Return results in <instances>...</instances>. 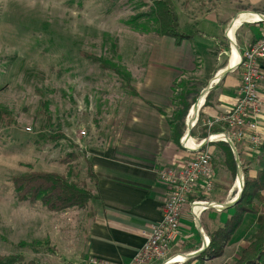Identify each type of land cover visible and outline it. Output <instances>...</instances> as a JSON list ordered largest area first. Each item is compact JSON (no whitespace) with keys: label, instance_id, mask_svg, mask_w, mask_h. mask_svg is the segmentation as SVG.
Segmentation results:
<instances>
[{"label":"rangeland","instance_id":"1","mask_svg":"<svg viewBox=\"0 0 264 264\" xmlns=\"http://www.w3.org/2000/svg\"><path fill=\"white\" fill-rule=\"evenodd\" d=\"M173 2L181 27L195 24L208 9L218 18L226 17L227 20L241 11L264 16V0ZM150 5L148 0H0V255L21 253L25 260L32 259L40 264L77 263L82 253L89 207L51 212L38 201L18 200L10 176L28 168L64 173L65 165L58 159L72 145L84 150L85 145L96 146L99 137L117 131L116 118L130 106L134 96L121 88L112 71L101 69L90 55L113 60L130 73L131 84L136 83L135 79L141 78V71L150 67L151 46L162 44L164 39L154 33V22L146 16ZM134 19L138 24L136 28L131 24ZM261 23L264 19L244 22L245 27L238 35L248 27L260 30ZM198 25L202 26V23L198 22ZM217 36L222 39L221 32ZM209 39L203 38L204 44L198 45L202 52L201 66L196 67L192 75L176 82V87L184 81L195 84L199 91L196 99L202 91L201 86L206 84L207 71L213 70L209 66L210 56L204 51L214 45ZM235 42H239L241 48L237 37ZM223 43L219 57L226 61L230 48L228 40ZM162 80L163 77L159 82ZM41 101L46 102L47 109L44 110ZM48 115L50 125L46 123ZM258 125L264 139V123L259 120ZM41 127L46 130L59 128L65 138L42 140L37 136ZM194 127L191 128L192 138ZM193 141L196 144L201 142ZM245 145L250 154L239 159L242 183L244 167L248 174H256L254 159L258 154V150L251 149L248 143ZM203 149L210 154L214 171L212 189L192 196L205 202L224 204L232 201L238 193L234 188L237 167L233 171L227 158L224 163L229 172L222 176L219 186L215 185L214 158L208 148ZM209 208L203 209L196 218L200 224L193 242L196 247L193 253L204 250L209 244L208 233L221 226L223 220L232 214L224 218L221 211ZM203 211H207L208 217L202 215ZM204 219L207 226L202 224ZM243 224L226 244L221 256L204 260L191 257L182 264L233 263L247 245L242 240H247L251 234L245 235L251 225ZM178 251L174 249L171 253L184 254Z\"/></svg>","mask_w":264,"mask_h":264},{"label":"crops","instance_id":"2","mask_svg":"<svg viewBox=\"0 0 264 264\" xmlns=\"http://www.w3.org/2000/svg\"><path fill=\"white\" fill-rule=\"evenodd\" d=\"M205 13L207 14L202 15L195 22L201 34L185 39L179 45L174 43L173 38L161 36L164 38L162 44L159 42L151 46L148 58L150 67L141 71V78H136V83L133 81L132 87L137 91L138 96L132 98L130 106L122 111L121 116H116L117 131L112 135L106 134L99 137L100 141L96 146L87 144L83 147L98 177L99 199L89 206L82 253L75 264H88L91 256L117 263L128 261L142 245L141 231L160 218L161 208L168 197L169 188L160 180L158 172L166 167L184 165L191 157V152L181 144V139L178 144L172 142L171 128L165 120L173 109V83L180 81L181 77L192 75L195 68L201 66L199 60L202 52L199 46L204 44L203 38L206 37L214 42V45L204 50L210 56L209 66L213 70L207 71L209 76L206 84L201 87L203 90L211 83L212 88L207 93V103L202 104L198 111L197 120L193 125L195 135L191 138L195 141L210 139L203 144V148H208L214 158L215 185L219 186L223 180L222 176L229 172L224 163L223 146L218 143L224 140L217 137L214 139L219 140L213 142V138H209L211 135L225 133L226 127L222 123H214L212 126H218L222 131L211 133L209 131L211 126L209 127L207 122L215 121L224 115L236 101L241 78L240 68L227 72L218 81H211L219 70L227 67L231 43L226 36V30L235 16L227 20L226 17L218 18L211 9L206 10ZM198 22L202 23V26L198 25ZM225 24L226 26L223 27ZM242 24L234 33V42L236 37L238 41H241V48L239 42L238 44L235 42L238 52L240 49L241 53L264 31L262 30L264 23H261L260 30L257 27H248L238 35V32L243 31L245 27V24ZM219 32L222 39L217 36ZM225 39L228 40L230 48L226 61L219 57ZM193 53L197 57L194 58ZM261 76L257 90L262 111L259 120L264 123V62ZM162 77L163 80L160 83ZM151 104L159 107L164 114ZM186 131L185 129L182 137ZM231 141L239 159H242L243 155L250 154L245 142L234 139ZM199 193L200 190H197V194ZM262 193L264 195V191ZM210 209L221 211V216L224 218L233 212L232 206L225 209L210 206ZM206 212L203 211L202 215H206ZM260 219V214H246L238 229L244 225L243 223L249 222L246 226L251 225L250 229L243 232H246L245 235L248 232L252 234ZM203 222L202 224L207 226L205 219ZM198 224H200L199 221L196 222V218L189 213L188 205H186L180 217L181 234L172 251L176 249L179 250L178 252L191 254L196 249L193 242L196 240ZM242 241L247 243V240Z\"/></svg>","mask_w":264,"mask_h":264},{"label":"trees","instance_id":"3","mask_svg":"<svg viewBox=\"0 0 264 264\" xmlns=\"http://www.w3.org/2000/svg\"><path fill=\"white\" fill-rule=\"evenodd\" d=\"M148 1L151 5L146 16L153 20L152 30L155 34L171 37L174 39V43L179 45L183 40L202 33L195 24L180 26L173 0ZM131 24L135 28L138 25L135 19ZM90 59L101 69L112 71L117 76L121 88L127 90L130 95L138 96L137 91L132 87L129 72L113 60L102 56L90 55ZM184 82L180 83L178 87H176V82L173 83V109L171 114L165 117L171 128V140L175 144L179 143L184 133L186 115L199 92L195 88V84ZM207 96L208 94L205 96L203 104L207 103ZM41 104L44 110L47 109L46 102L41 101ZM152 106L164 114L159 107ZM0 118L2 120L1 115ZM46 123L51 124L49 115L46 117ZM209 131L217 133L222 130L218 126H211ZM37 136L45 141H58L65 138L59 128L46 130L41 127ZM218 143L222 144L225 160L227 158L230 160L234 171L236 163L230 145L225 141ZM254 160L256 161V174L250 175L247 168L242 169L244 173L242 191L238 200L232 205V214L225 219L221 226L208 233L209 244L196 258L204 260L221 256L224 247L242 224L244 216L260 214V222L255 231L247 238V245L240 251L239 256L233 263L222 264H264V195L262 193L264 191V139L258 147V154ZM58 161L65 165L64 173L28 168L25 172L11 175L10 181L16 198L32 203L38 201L51 212H63L69 208L85 209L93 201L99 199L98 177L94 172L91 159L84 150L72 145V148L59 157ZM189 199L192 200L194 197L191 195ZM0 264L40 263L32 259L25 260L21 253H11L1 254Z\"/></svg>","mask_w":264,"mask_h":264},{"label":"built area","instance_id":"4","mask_svg":"<svg viewBox=\"0 0 264 264\" xmlns=\"http://www.w3.org/2000/svg\"><path fill=\"white\" fill-rule=\"evenodd\" d=\"M263 62L264 31L241 53L237 66L241 69V78L235 103L224 115L207 122L209 127L222 123L226 127V132L222 134L230 140L248 143L256 151L263 139L258 125L261 101L257 90ZM191 141L195 143L192 138ZM201 143L187 147L181 138V144L191 152L190 159L184 165L166 167L158 172L160 180L168 186L169 194L162 205L160 218L141 231L143 242L133 257L117 263L91 256L88 264H182L185 261L181 258L183 254L171 253L181 234L182 211L188 205L189 213L194 218L199 216L207 206L200 208L198 205L205 201L190 200L189 196L197 194V190L202 193L210 191L214 176L210 154L202 148ZM176 256L179 257L175 259Z\"/></svg>","mask_w":264,"mask_h":264},{"label":"bare ground","instance_id":"5","mask_svg":"<svg viewBox=\"0 0 264 264\" xmlns=\"http://www.w3.org/2000/svg\"><path fill=\"white\" fill-rule=\"evenodd\" d=\"M261 16L256 13V12H252V11H241L239 12L235 18L232 19V21H230L229 25H228V29L226 30V36L227 38L230 40V45H231V51H230V55H229V60L227 63V68H234L236 67V65L239 62L240 59V55L239 52L235 46V42H234V33L236 31V29L243 23V22H253V21H257L260 20ZM222 70H219L217 72L220 73ZM217 74L211 79L212 82H215L217 80ZM204 90L202 92H200L198 98L196 99L197 104L193 107L190 108L189 110V114L186 117V122L188 123V128L187 131L190 127H192L197 119V113H198V109H200V106L202 105L203 101H204ZM187 131L184 135V137H182V141L183 144L186 145L187 147H192L195 143H192L191 141V137L187 134ZM220 135H211V137L217 138ZM234 188H236V191L238 192V190L241 188V175H238L235 182H234ZM220 203H216V202H203V203H199V207L202 208L203 206H213V207H220ZM204 241L206 239V237H204ZM187 254H183L181 256V258H185ZM179 256H176L175 259H177ZM170 262V261H169Z\"/></svg>","mask_w":264,"mask_h":264},{"label":"water","instance_id":"6","mask_svg":"<svg viewBox=\"0 0 264 264\" xmlns=\"http://www.w3.org/2000/svg\"><path fill=\"white\" fill-rule=\"evenodd\" d=\"M260 16H261V19H264V16L262 15V14H259ZM240 53V52H239ZM240 56H241V53H240ZM238 66V64L236 65V67ZM236 67H234V68H224L220 73H218L217 74V80L216 81H218L219 79H221L227 72H229V71H231V70H233V69H235ZM212 88V85H211V83L208 85V86H206L203 90H204V96H206L207 95V93L209 92V90ZM202 90V91H203ZM201 91V92H202ZM205 98V97H204ZM197 104V102H196V100H195V102L191 105V107H193V106H195ZM203 104V103H202ZM202 106V105H201ZM200 106V107H201ZM190 107V108H191ZM190 110V109H189ZM189 110H188V113H187V115L189 114ZM198 111H199V109H198ZM187 115H186V117H187ZM197 115H198V113H197ZM197 120V119H196ZM196 122V121H195ZM191 128L192 127H190L189 129H188V131H187V134L188 135H190V130H191ZM220 136V139L221 140H224L225 142H227L229 145H230V147H231V149H232V152H233V155H234V159H235V163H236V169H237V175H240L239 173H240V165H239V158H238V153H237V151L235 150V147H234V145H233V143H232V141L226 136V135H224V134H219ZM208 140H210V139H204L203 141H202V143H201V146L203 145V144H205V143H207V141ZM242 186H243V183L241 182V188L239 189V191H238V193H237V195H236V197L232 200V201H230V202H228V203H224V204H221L220 205V207H217V208H219V209H225V208H229V207H231L237 200H238V198L240 197V194H241V191H242ZM201 250H203V248L202 249H200L199 251H197V252H194V253H191V254H189V255H185L186 257L184 258V259H189V258H191V257H195L196 255H198V253L201 251Z\"/></svg>","mask_w":264,"mask_h":264}]
</instances>
